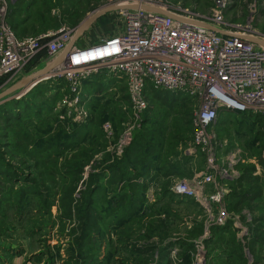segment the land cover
Here are the masks:
<instances>
[{
    "label": "rangeland",
    "instance_id": "374dc122",
    "mask_svg": "<svg viewBox=\"0 0 264 264\" xmlns=\"http://www.w3.org/2000/svg\"><path fill=\"white\" fill-rule=\"evenodd\" d=\"M23 2L25 5L29 2V7H23L18 11V21H26V24L24 30L21 29L14 33L17 38L34 39L46 34L47 30L56 32L64 28L72 41L83 23L101 13L90 27L73 42L72 47L77 49L96 44L120 32L122 30L119 13L121 7L149 2L164 6L170 12L186 14L206 22H210L215 16L214 12H218L221 27L264 38V0H48V3L46 0H24ZM54 19H56V23L53 21ZM51 40L48 38L41 41V51L30 60L26 67L0 83V93L26 76L38 72L48 65H53L54 59L47 53V45ZM58 62L59 66L64 67L63 60L60 59ZM50 75H53L52 71L46 75V78ZM103 76L105 78V75ZM103 84L106 85L107 90L92 96H90V92L88 94L83 91L82 84L77 103L74 99L71 100L72 97L65 95L61 101H58L59 99L56 101L57 105L53 110L56 111L53 112L56 114L59 110L66 109V115L71 117L72 124L79 123L78 125H80L84 124L85 120L92 119L98 128L90 129L91 136L85 141V147L81 149L83 156L85 153L89 156L88 159L84 157L80 161L84 164H81L82 174L72 192V205L80 204L83 195L93 186L91 184L98 185V181L91 178V175H96L101 169H107V166L119 159L124 149L138 138L142 139L144 147L145 144L157 142V140L162 141L166 153L168 151L171 155L175 152L177 160L183 156L188 160L183 170H178L180 176L175 172L176 174L169 177L149 182L148 190L144 193L148 199L146 203L148 206H143L144 211L140 214L144 215L150 211L153 205L154 209L151 210L155 214L147 219H145L146 216L142 217L140 220L142 225L136 227L137 229L132 231V234L124 236V238L127 236L130 238L125 242L129 249L134 247L144 249L152 247L154 244L157 247L152 256L154 260L135 259V256L124 254L120 242H117L115 248L108 252L107 249L102 248L99 254L96 252V258L98 257L99 261L105 264L106 252L107 254L111 252L113 257L110 264H120L122 261L124 264H156L160 255L158 251L165 243L173 242L175 246L170 253V264H181L182 261L183 264H264V234L254 232L256 228H259L261 233L264 231V221L258 222L257 220L264 218V127L255 129V132L260 133L259 141L251 147L249 140L255 136L253 133L250 134L244 125L237 124L239 116L233 118L237 119L235 122L233 119L225 118V122L216 121L207 131L205 150L202 152V148L195 145L194 138L193 119L199 109L197 102H190V104L184 102L180 106L169 107L159 102L161 100L153 101V104L147 105L146 110L149 109V111L145 113V110L139 118H136L130 102L124 99L127 95L123 88L124 84L112 78L105 79ZM31 89L21 90L8 96L0 102V105L10 100L21 99ZM84 98L85 100L82 101L81 99ZM165 101H167L166 98L163 102L165 103ZM55 114L51 116L43 112L39 118H33L30 121L31 127H27V130L20 128L25 127L23 125L13 126L11 131L19 136H11V133L6 132L0 122V145L3 146L7 142L14 143L7 149L1 148L2 152L0 153H3L4 159L13 166L15 171H18L16 178H14L15 176L11 177L13 172L5 180L1 178L0 193L11 196L12 192L17 189H23L34 194H31L27 208L22 211L11 206L12 202H9L11 205L2 204L0 207V264H10L13 259L18 257H23L29 264H82V261L78 259L73 263L72 261L67 262L66 249L71 238L68 233L76 223H69L67 219L60 220L62 206L60 197L74 187L73 182H70L68 176H65V167L59 165L61 161L57 165H50L46 161L41 164V160L38 162L37 157L34 159L26 156L22 149L28 144V140L24 138L26 132L32 135L34 141L40 143L42 140L35 138L38 134L33 130L40 134L45 133L44 129L47 128V125H51L50 128L56 130V125L59 123L66 130L69 129V127L67 128L68 123L61 120L63 116ZM99 115L106 122L98 124L102 119L98 118ZM55 118L60 122L53 121ZM189 120H192L191 125L188 124ZM107 123L110 126L111 135H108L103 129ZM141 124L145 125L144 130L141 128ZM69 126L72 129L73 126ZM128 131L131 134V141L129 140L130 142L128 141V145L125 146L121 140L124 141L122 135ZM5 135L9 136L8 139L3 138ZM259 144L262 154L260 157L255 155ZM144 147L142 156L147 151ZM108 157H110V161L106 160ZM172 157L170 156L167 163H174L175 159H171ZM210 157L214 161L215 171L207 167ZM249 165L255 168L253 175L260 179L257 185L263 191V198L250 204V207L244 205L234 210L232 208L235 201H231V195L241 192L242 189H239L241 186L237 183L238 178L243 173L242 168ZM28 167L31 169H27ZM132 171L137 173L135 170ZM204 175H211L214 182H204L203 186L197 185L195 180L200 177L205 178ZM112 177L106 171L104 178L99 183L102 185L103 195L115 197L118 194L119 185L118 179ZM17 179L20 180L16 182ZM110 181H115V184ZM141 181L139 180L138 183ZM166 182L168 183L167 189L177 198L172 203L166 201L157 205L156 199L162 194V184ZM178 182H187L189 188L200 195L201 199L219 193V201L218 203H206L196 198L179 195L173 191V187ZM88 184L91 185L90 188ZM37 194H41L42 197L36 198ZM43 198L48 199L52 207L49 210L46 209V214H42L45 221L42 226L39 214L43 213L41 206ZM12 201L14 202L13 197ZM26 223L27 229H24ZM39 226L43 227L42 234L30 235L33 233V229H37ZM152 227H158L161 231H165L163 240L156 237L146 240L141 238L147 234V229ZM221 227H230V231L221 234L217 230ZM217 231L218 233H216ZM108 234L110 235L106 234L105 237H110L112 241H116L118 236L120 237L117 232ZM93 237H96L94 233H92ZM252 238L255 239V244L250 246ZM102 242V240H98V245ZM178 242L192 245L190 252L186 251L185 260L181 257L185 251L176 245ZM57 246L61 257L49 260V254L53 253L52 249ZM3 249L15 250L12 252L13 257L8 259L3 253ZM149 255H152V252ZM119 258L121 261L118 260Z\"/></svg>",
    "mask_w": 264,
    "mask_h": 264
},
{
    "label": "built area",
    "instance_id": "2783aa9c",
    "mask_svg": "<svg viewBox=\"0 0 264 264\" xmlns=\"http://www.w3.org/2000/svg\"><path fill=\"white\" fill-rule=\"evenodd\" d=\"M15 1L0 0V81L21 72L41 51V41L52 39L47 53L53 64L71 41L64 28L34 39L17 38L7 19L8 5ZM142 5L168 11L150 2L121 8L120 32L85 48L72 47L63 59L64 67L54 70L53 77L67 81L71 100L77 103L83 82L100 74L105 75L104 80L112 78L124 84L136 118L147 108V89L184 95L199 104L193 128L195 145L202 152L207 131L220 111L264 115V48L248 40L256 37L264 43L263 37L221 27L218 12L206 22L168 11L181 19L211 25L222 34L141 9ZM103 129L111 135L108 123ZM130 136V131L123 134L121 143L127 146ZM207 164L216 170L212 157ZM210 176L204 175L195 183L203 186L204 182H214ZM173 191L206 203L219 201V193L201 199L187 182H178Z\"/></svg>",
    "mask_w": 264,
    "mask_h": 264
},
{
    "label": "trees",
    "instance_id": "16d2710c",
    "mask_svg": "<svg viewBox=\"0 0 264 264\" xmlns=\"http://www.w3.org/2000/svg\"><path fill=\"white\" fill-rule=\"evenodd\" d=\"M23 1L24 0H20L18 3L13 2L9 3L8 5L7 19L14 33H16V31L18 32V30L21 29L24 30L26 24V21H18V11L23 7H29V2L27 3V5H25V2ZM46 2L48 3V0H46ZM53 21L56 23V19H54ZM48 31L50 30H47L46 33ZM5 79H2L0 83ZM103 82V75L95 76L90 80L83 82V91L88 94L90 92V96L94 95L95 93L101 94L105 91V89L107 90V87L105 84H103ZM49 93H51V95H49ZM65 95H69V97H72V94L70 93L68 87V83L65 79L50 78L45 82H40L35 85L21 99L10 100L1 104L0 122L5 127L6 132L8 131L9 134L11 133V136H19L15 132L11 131L13 129V126L23 125L25 127L20 128H24V130H27V127H31L30 121L33 120V118H39L43 112L46 115L52 116V114H55L53 112H56L53 111L55 110L57 105L56 101L58 99V101H61L63 96ZM145 95L148 104H153V101L156 102L157 100H161L159 102L165 104V106L173 107L180 106L184 102H188L189 104L190 102H192L190 98L184 95L178 94L177 97L175 93L168 91H153L147 89V91H145ZM39 97H41V99H39ZM165 98L167 101H165L164 103L163 101ZM124 99L129 102L127 95ZM81 100L84 101L85 98ZM148 111L149 109H147L145 113ZM56 114L58 116H63V119L61 120L68 123L67 128L69 127V129L66 130L65 127H63L62 124L59 123L56 125V130L50 128L51 125H47V128L44 129L45 133L40 134L38 133V131L33 130L34 132H36V134H38L37 136H35V138H37V140H42L40 143L34 141L32 135L26 132L24 138L28 140V144L23 146L22 149L23 153H25L26 156H29L31 158L37 157L38 162H40L41 160V164H44V161H46L50 165H57V163L61 161L59 165L61 167H65V176H68L70 182H73L72 184L74 187L70 188L60 197L62 203L60 220L64 221L65 219H67L69 223H76V225H71L72 227L70 228V232L68 233L71 238L70 243L68 244L66 249V253L68 255L67 262L72 261L73 263L76 259H78L82 261V264H102L101 261H99L98 257L96 258V252L99 254L102 248L107 249L108 252V250L115 248L117 242H120V244H122L121 248L124 254L135 256V259L142 258L145 260L147 258L149 260H154L152 257L153 252L157 250V247L154 244L152 247L144 249L136 247L129 249L126 246L125 242L130 238L128 236L124 238V236L132 234V231L137 229L136 227L142 225L140 221L142 217L146 216L145 219H147L148 217H151L155 214V212L152 211L154 209V205L152 206L153 208L150 206V211L144 213V215L140 214L144 211L143 206H148L146 204L148 199L146 195H144V193L146 190H148V187L150 185L149 182L159 180L160 178L169 177L170 175L176 174L175 172L178 173L176 175H179L178 170H183V167L186 164L188 158L183 156V158H179L177 160L175 152L169 155L168 151L167 153L165 152V147H163L162 141L157 140V142L145 144L144 147V145L142 144V139L139 140L138 138V140L136 139L135 141H132V143L124 149L122 156L119 159L113 161L112 165L107 166V169H101V171L96 175H91V178H94L98 181V185L94 183L91 184L93 185L91 187V185L88 184L89 188L91 187L90 190L88 189L83 195L82 199L80 200V204L74 206L72 205V192L75 190V187L80 180L79 176L82 174L81 164H84L80 161L84 157L88 159L89 156V154L86 153L84 154L85 156H83L81 149L85 147V141H87V139L91 136V128H98L96 127V124L93 123L92 119L85 120L84 124H72V122H70L71 117H67L66 115V109H61ZM236 116L240 117L239 121L237 119H233L237 118ZM98 118H102V116L99 115ZM224 118L228 120L233 119L234 122L237 120V124L244 125L247 131L250 132V134L253 133V136L255 137L249 140V145H251V147L258 143V136L260 133L258 131L255 132V129L257 127H259L260 129L261 127H264V115L252 114L250 112L239 113L232 111H220L217 121L225 122L226 120H224ZM56 120L59 119H53V121ZM58 122L60 121H56V123ZM104 122L106 121L102 118L101 120H99L98 124H102ZM188 124L191 125L192 120H189ZM69 125L73 126L72 129ZM141 126V128H143L144 130L145 125L141 124ZM8 137V135H5V137L3 138L8 139ZM13 144L14 143L7 142L3 146L0 145V149H7V147H11V145ZM260 146L261 145L259 144L256 150L257 152H255V155L259 157L262 155L260 152ZM143 147L146 148L147 151L144 153L145 155L142 156L141 154ZM0 152L2 151L0 150ZM170 156H173L171 159H175L174 163H167ZM109 158L110 157H108L106 160L110 161ZM12 160H14V157H12ZM36 164L38 163L36 162ZM66 166H68V168H66ZM27 169H31V167H28ZM242 169L243 173L241 177L238 178L237 182L241 186L239 187V189L241 188L242 190L241 192H235L231 195V201H235L232 208L234 210L244 205L250 207V204L258 202L263 198V191L257 185V183L260 182V179L259 177L253 175L255 168L249 165L244 166ZM132 170H135L137 173ZM14 171L15 170L13 166L4 159V154L0 153V181L1 178L5 180L6 177L12 172L13 176L11 177L15 176L14 178H16V172L18 171H15V173ZM106 171L111 176H113L112 178L118 179L117 183L119 185V189L117 191L118 194H116L115 197L102 194L103 188L99 181L104 178ZM18 180L20 179H17L16 182H18ZM23 180L25 179L23 178ZM139 180L142 181L138 183ZM114 182L115 181H110V183ZM167 182L162 184V194L156 199L157 205H160V203L163 204L166 201L172 203V201L177 198L170 192L169 189H167V185L169 183ZM11 189H9V191H11ZM5 193H7V191H5ZM31 194L32 193H30V191L23 189H17L16 191L12 192L11 196L0 193V207L2 204L11 205L9 202H12L11 206L22 211L27 208V204H29V198L31 197ZM12 197L14 202L12 201ZM35 197L39 198L42 197V195L37 194ZM9 198L10 200H8ZM41 201L43 213H40L39 217L41 222L40 225L43 226L45 221L42 217V214H46V209L49 210L52 205L46 198H43ZM28 219L29 217L27 218V220ZM257 220L258 222H263L264 218L262 217ZM26 226L27 223L24 229H27ZM42 226H39L37 229H33L34 231L33 233H30V235L34 236L36 234H42ZM61 226L62 229H64L63 224H61ZM144 229H146V227H144ZM217 230L221 234H226L230 231V227H221ZM218 231L216 233H218ZM109 232H117L120 237L118 236V240L112 241L110 237H105L106 234L110 235L108 234ZM254 232L264 234V231L261 233L259 228H256ZM92 233H94L96 237L92 238ZM151 237H156L159 240H163L165 237V231H161L158 227H152L147 229V234L141 238L146 240ZM253 238L252 240H250V246L255 244V239ZM98 240H102L103 242L98 245ZM176 245H178L182 249V251L184 249L185 252L181 254V257H183V260H185L186 251L190 252L192 245L190 243H186L185 245L184 242H181V244L178 242L176 243ZM174 246L175 244L173 242L165 243V245H163V247L158 251V254L160 253V255L158 256V261L156 264H170L169 257ZM54 249H56V251H54ZM3 250V253L8 259L13 257L12 252L15 250ZM52 250L53 253L49 254V260L61 257L58 246L54 247ZM52 250L50 249V251ZM107 252L105 255L106 258H104L105 264H110L113 256L111 255V252H109L108 254ZM151 252L152 255H149V253ZM118 260L121 261V258H119ZM183 263L184 262L182 261L181 264ZM120 264H124V261H122Z\"/></svg>",
    "mask_w": 264,
    "mask_h": 264
},
{
    "label": "water",
    "instance_id": "95a60500",
    "mask_svg": "<svg viewBox=\"0 0 264 264\" xmlns=\"http://www.w3.org/2000/svg\"><path fill=\"white\" fill-rule=\"evenodd\" d=\"M121 8H127V7H121ZM128 8H137V7H128ZM141 9H145V10H153L157 13H161L164 14L166 16H168L169 18L175 20V21H180L183 23H187L193 26H197V27H201V28H205L207 30L216 32V33H223L221 30L208 25L206 23L200 22V21H189L186 19H181L178 18L177 16H174L172 13L168 12V11H164L161 9H155V8H151L149 6L146 5H142L140 7ZM101 13H98L96 15H94L92 18H90L88 21H86L85 23H83L80 28L77 30L76 34L74 35L73 40L68 44V46L66 47V49L62 52V54L60 55L59 60H63L68 52L71 50L72 46H73V42L80 37L89 27L90 25L98 18V16ZM248 40L263 47L264 48V43H262L260 40H258L256 37H248ZM52 69V65H48L46 66L44 69L35 72L31 75L26 76L25 78L21 79L19 82H17L16 84H14L13 86H11L10 88H8L7 90L3 91L0 93V102L4 99H6L8 96L15 94L21 90L25 91L28 89L33 88L36 84H38L39 82L43 81V80H47L48 78H46V75L51 71Z\"/></svg>",
    "mask_w": 264,
    "mask_h": 264
},
{
    "label": "crops",
    "instance_id": "0c3cea01",
    "mask_svg": "<svg viewBox=\"0 0 264 264\" xmlns=\"http://www.w3.org/2000/svg\"><path fill=\"white\" fill-rule=\"evenodd\" d=\"M123 88L125 89V87ZM10 264H29V263H26L23 257H18V258L13 259Z\"/></svg>",
    "mask_w": 264,
    "mask_h": 264
},
{
    "label": "bare ground",
    "instance_id": "6f19581e",
    "mask_svg": "<svg viewBox=\"0 0 264 264\" xmlns=\"http://www.w3.org/2000/svg\"><path fill=\"white\" fill-rule=\"evenodd\" d=\"M52 67L53 68L51 69V71L52 73H54V70L59 67V62H56L55 64H53ZM47 78H55V77H53V75H50V76H47Z\"/></svg>",
    "mask_w": 264,
    "mask_h": 264
}]
</instances>
